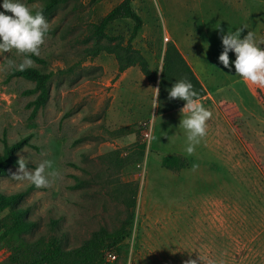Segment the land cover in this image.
<instances>
[{"label":"rangeland","instance_id":"rangeland-1","mask_svg":"<svg viewBox=\"0 0 264 264\" xmlns=\"http://www.w3.org/2000/svg\"><path fill=\"white\" fill-rule=\"evenodd\" d=\"M122 1H69L8 32L45 2L0 0V153L29 138L0 192L33 186L21 206L35 223L6 235L8 211L0 213V264H29L50 238L76 247L122 227L128 236L105 264H264V1L132 0L142 26L131 47L158 72L155 84L138 66L118 74L105 50L93 56L128 44L130 20L95 35ZM168 44L187 54L207 90L195 103L183 105L194 93L183 66L159 87ZM20 67L50 74L49 100L35 115L34 84L8 78ZM231 99L238 130L219 109ZM172 155L188 166L164 168Z\"/></svg>","mask_w":264,"mask_h":264},{"label":"trees","instance_id":"trees-1","mask_svg":"<svg viewBox=\"0 0 264 264\" xmlns=\"http://www.w3.org/2000/svg\"><path fill=\"white\" fill-rule=\"evenodd\" d=\"M43 1L45 3L41 9L13 22L8 27L7 31H12L25 24L38 22L44 17L52 15L59 6L73 0ZM131 3L132 0H123L100 21L95 30L96 40L100 41L105 38L104 31L109 24L117 20H130L133 22V30L128 39V44L122 46V42L119 40L114 46L97 48L93 56H96L100 50H105L108 54L114 56L118 64V74L123 73L130 67L138 66L147 81L155 84L158 79V72L152 71L147 61L131 47V41L136 37L142 26V20L133 11ZM33 59H35L37 63L44 64L43 59L34 56ZM180 66H183L184 71L191 79V82L188 84L191 85L188 86L189 92H194L183 104L186 105L203 98L206 93L190 67L185 63L178 49L173 44H168L164 54L162 70L159 75L160 88L165 87L166 82L174 74L178 75ZM13 77L23 78L34 84L33 88L27 93L29 95H36L35 99L31 102L33 106L32 115H35L49 100L50 74L44 73L36 67H20L19 69H13L9 73L8 78ZM219 109L228 123L238 130L237 126L234 124V120L240 117V112L236 105L234 103L220 101ZM28 141L29 138H24L13 144L4 142L3 151L0 153V178L7 175L10 167L20 164L15 154L21 150L23 146L29 145ZM76 141L78 142L79 140ZM161 165L169 170H182L188 166L187 162L177 155L164 157L161 161ZM76 187H78V184ZM31 189H33V186L28 187L24 193L4 194L0 192V213L8 211L7 221L9 225L6 226V235H20L31 232L35 228V223L29 219V210L21 206L24 197ZM131 207H134V202H132ZM51 223L52 227L56 226L54 221H51ZM127 236L128 229L125 227L114 232H109L104 228H100L76 247H67L62 237L50 238L43 246V250L40 252L39 257L32 260L29 264H105V260L109 255H114L115 257L119 255L120 244Z\"/></svg>","mask_w":264,"mask_h":264},{"label":"crops","instance_id":"crops-1","mask_svg":"<svg viewBox=\"0 0 264 264\" xmlns=\"http://www.w3.org/2000/svg\"><path fill=\"white\" fill-rule=\"evenodd\" d=\"M179 53L181 54V56H182V58L184 59V61H185V63L190 67V69L193 71V73L195 74V71H194V68L192 67V61L189 59V57L187 56V54H185V53H183V52H181V51H179ZM195 76L197 77V79L200 81V84L203 86V88H204V90L205 91H207L206 90V88H205V86L203 85V83L201 82V80L199 79V77H198V75L197 74H195ZM237 99H241V98H238L237 97ZM232 100V99H231ZM198 101V100H197ZM197 101H193V103H195V102H197ZM234 100H232V102H230V103H234L233 102ZM240 101H242V100H240ZM226 102H229V101H226Z\"/></svg>","mask_w":264,"mask_h":264},{"label":"built area","instance_id":"built-area-1","mask_svg":"<svg viewBox=\"0 0 264 264\" xmlns=\"http://www.w3.org/2000/svg\"><path fill=\"white\" fill-rule=\"evenodd\" d=\"M144 137H145V140H149L150 139V131H146L144 133ZM108 258L115 259V256L114 255H109Z\"/></svg>","mask_w":264,"mask_h":264}]
</instances>
